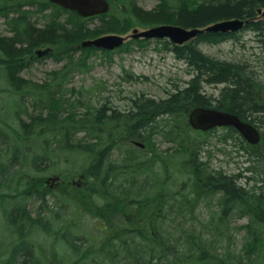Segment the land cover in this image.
Returning <instances> with one entry per match:
<instances>
[{"label":"trees","instance_id":"1","mask_svg":"<svg viewBox=\"0 0 264 264\" xmlns=\"http://www.w3.org/2000/svg\"><path fill=\"white\" fill-rule=\"evenodd\" d=\"M108 1L110 10L107 13L83 18L48 0H0V15L7 19L13 33L10 37L0 36V66L7 91L15 96L30 94L32 105L38 111L27 113L28 121L17 115L19 129L6 120L4 122V119H0V123L17 136L18 144L23 143L22 147L24 145V148L27 146L28 150L35 151L30 155V165L36 171L46 174L59 172L65 180H71L76 174L80 177L84 175L80 181L84 188L72 187L71 190L66 187L65 191L57 194L49 189L47 193L43 192V174L40 175L41 179L32 177L28 180L30 175L25 171L19 178V183L20 180L26 181L24 188L12 198L22 196L24 199L42 201L53 193L58 199L74 203L103 218L113 232L108 249H115L111 256V262L115 261L112 264H264L257 263L260 253L264 252V186H258L259 192L257 187L248 190L237 186L241 174L228 175L209 170V163L201 159L203 142L197 138L200 135L205 141L204 135L192 130L188 122V114L196 106L236 113L242 120L255 125L259 120L263 122L264 84L249 74L247 65L212 57L197 46L203 41L215 44L235 39L238 36L236 33L204 32L183 45L164 40V47L186 62L193 74L186 87L170 92L165 98L156 99L141 94L131 98L128 110L123 112L107 102L93 106L88 101L71 102L65 98L70 73L75 68L83 69L86 66V62L76 59L75 53L81 51L83 56L98 50L94 47L83 48V40L110 33L124 35L139 27L174 24L187 29L205 28L220 20L241 18L248 19L244 30L256 32L264 41V17L258 13L259 9H264V0H160L151 10L141 7L137 0ZM25 6H36L37 12L41 13L50 10L44 14L46 23L43 27L37 28L31 22L30 15L34 11ZM95 19L100 23L89 27L87 23ZM144 42H148V39H130L118 50ZM47 47L51 51L44 57L34 55L36 49ZM46 57L65 60L66 63L60 70L51 72V77L43 83L26 80L20 75L34 61ZM206 84L227 86L222 89L221 96L214 100L203 91ZM76 92L82 95L81 90ZM213 101H216L215 105ZM20 106L25 108L23 104ZM80 106L85 108L83 112H79ZM226 130L222 139H238L244 150L264 163V139L260 145L251 146L236 129L231 127ZM0 136L9 137L4 130ZM160 136L174 143L170 148L173 153L159 149L157 139ZM133 141L142 142L145 147H136ZM120 147L125 148V154L120 160L113 161L112 154ZM249 147L253 150L249 151ZM258 147L260 151L254 152ZM17 148L19 151L21 146ZM18 151L14 150L10 165L22 163ZM178 156L187 157L186 162L191 166L185 167L192 168L195 177L187 179L188 185L185 181L182 191H176L175 196L172 193L163 196V193L154 191L155 198H142L151 194L155 184L158 187L166 184L169 165L175 159L177 161ZM76 163H80L79 167L75 166ZM203 164V169L196 170ZM159 168L163 176L149 184L148 179ZM8 173L9 168L0 162V175ZM141 173L144 174L143 190L145 186L149 187L143 192L138 183ZM260 174L264 175V171ZM260 180L264 183V177ZM74 191L78 194L77 198L71 197ZM219 193L218 205L223 208L220 214L222 223L235 208L239 209L240 216H250L248 224L243 226L248 237L241 253L218 254L215 239L194 231H185L186 235L178 238L163 231L160 222L174 205L169 203V196L173 202L180 201L179 210L183 212ZM134 207L132 217L128 215V209L131 212ZM7 217L9 224L22 231L25 223L30 229L43 226L47 231L51 229L42 217H33L26 205L16 204ZM19 241L23 244V236ZM119 247L133 259L124 262L118 260L123 251ZM21 257H24L22 264L33 262V247L21 250L17 245L4 260L6 264H16Z\"/></svg>","mask_w":264,"mask_h":264},{"label":"rangeland","instance_id":"2","mask_svg":"<svg viewBox=\"0 0 264 264\" xmlns=\"http://www.w3.org/2000/svg\"><path fill=\"white\" fill-rule=\"evenodd\" d=\"M137 1L141 7L147 10L154 9L160 3V0ZM27 9L34 11L30 15L32 23L39 25V27L46 23L44 15L36 11L37 7ZM49 12L50 10H47L45 13ZM99 23L100 21L95 19L87 24L93 28ZM139 29L144 28L139 27ZM12 34L6 18L0 17V36L10 37ZM131 34L132 31L123 36L130 37ZM237 35L235 39H228L215 44L203 41L197 46L203 53L212 57L247 65L249 74L264 84V41L256 32L250 30H241ZM163 41L152 38L141 45L131 44L129 49L113 50L111 54L97 50L93 54L82 56L81 51H77L75 53L76 59L86 62V66L83 69L75 68L70 73L65 98L70 99L71 102L75 100L88 101L93 106L107 102L114 109L123 112L128 110L130 99L135 96L145 94L160 99L167 97L170 92L178 88L186 87L193 74L186 62L179 60L172 51L164 47ZM65 63V60L57 61L54 57H46L41 61H34L29 68L22 70L20 75L26 80L43 83L51 77V72L60 70ZM225 85L206 84L203 91L209 96L219 98ZM7 88L0 66V119H4V122L6 120L12 127L19 129V123L16 120L17 115L28 121V114L38 111H35L32 105L30 94L22 95L20 93L21 95L15 96L8 93ZM72 88L73 91L70 90ZM79 90H81L82 95L76 92ZM21 96L22 100H20ZM20 104H23L25 108ZM84 110L83 106L79 107V112ZM256 123L259 125L264 138V117L263 122L259 120ZM2 130L9 137L0 136V162L9 168V173L8 175H0V264H6L4 258L7 257L22 236L24 242L18 244L19 248L30 250L33 247V262L28 264L114 263V260L111 262V256L115 249L112 248L111 251H108L113 232L103 218L96 217L90 211L79 208L74 203L58 199L53 193L47 195L48 197L46 196L45 200L42 201L31 198L24 199L22 196L17 199L12 198L15 193L17 194L24 188L23 185L26 181L20 180L19 183V178L25 171L30 175L28 180H31L32 177L41 179L42 174L45 176L44 193H47V189H49L58 194V192L65 191L66 187H70L72 190V187L80 188L84 184L80 182L81 177L78 174L70 178L71 180H65L59 172L46 174L36 171L30 165V155H33L35 151L28 150L27 146L24 148V145L22 147L23 143L18 144L17 136L0 123V132ZM226 132L227 130L221 127L206 136L204 135L205 141L200 135L197 137L199 141L203 142L201 159L209 163V170L224 171L228 175L241 174L238 179L245 189L252 190V188L257 187V192L261 191L258 186H264L260 180L264 175L259 174V171L261 173L264 171V163L244 150L238 139H222ZM157 143L161 151H168L170 154L173 151L170 149L174 145L173 142L160 136ZM17 146H21L19 151ZM260 149L259 147L255 148L254 152H258ZM14 150L18 151L19 160L22 163L10 165ZM124 154L125 148L120 147L113 152L112 160H120ZM186 161V156H178L177 161L175 159L169 165L166 184H162L160 187L155 184L156 187L151 189V194L145 197L142 195V198H155L153 196L154 191L163 193V196L166 193H172L175 196L176 191H182L183 183L189 178L192 179V176L195 177L192 168L185 167L186 165L191 166ZM150 162H152V157ZM79 164L76 163L75 166L79 167ZM82 164L85 165L84 162ZM249 166L256 167L258 172L248 170ZM199 167L196 170L203 169L204 164ZM146 173L147 175L150 174L149 172ZM161 176L163 173L159 168L148 179V183L153 184ZM52 177L54 180L51 179ZM143 180L144 174L141 173L138 177L139 186L143 185ZM139 188L143 192L147 191L149 187L145 186L144 190L143 186ZM71 197L77 198V192H72ZM219 197L220 193L214 197L211 195L209 198L203 199L197 207L182 212L179 210L181 207L178 206L180 201L174 200L173 202L169 196V203L174 205L173 209L171 208L172 210L167 212V217L160 222L163 231L177 238L184 237L186 235L184 232L188 230L194 231L196 234L201 233L204 237L216 240L218 254L230 252L238 255L248 237L243 226L248 224L250 216H240L239 209L235 208L227 214L228 216L222 223L220 216L223 213V208L218 205ZM16 204L26 205V209L33 217H42L44 222L50 224L51 229H48L50 232L44 226L30 229L28 223H25L22 231L9 224L8 213ZM135 209L136 207L131 208V212L128 209L129 214H127L133 217L132 213ZM125 217L128 218L126 215ZM68 241L72 244L69 245ZM119 249L123 251L117 258L118 260L124 262L133 259L128 257L127 252L122 247ZM258 258L257 263H264V252L260 253ZM23 260L24 257H21L16 264H22Z\"/></svg>","mask_w":264,"mask_h":264},{"label":"water","instance_id":"3","mask_svg":"<svg viewBox=\"0 0 264 264\" xmlns=\"http://www.w3.org/2000/svg\"><path fill=\"white\" fill-rule=\"evenodd\" d=\"M53 3L60 5L71 11H75L82 17H92L99 14L107 13L110 9V4L107 0H50ZM259 14L264 16V10L259 9ZM247 19L233 18L224 19L214 24L209 25L204 29L200 28H183L174 24H163L139 30L135 28L132 31L131 37L139 38H158L168 39L174 44L183 45L184 43L195 38L203 32L227 33L236 32L242 29L246 24ZM127 37L119 34L104 35L95 39L82 42L83 47L94 46L96 48L114 50L121 47ZM48 50H38L37 55L43 56ZM189 122L194 129L208 131L209 129L219 126H229L235 128L248 142L256 144L260 141V133L258 129L251 123L244 122L236 114L223 112L216 108H195L190 116ZM137 145L143 146L142 143Z\"/></svg>","mask_w":264,"mask_h":264},{"label":"bare ground","instance_id":"4","mask_svg":"<svg viewBox=\"0 0 264 264\" xmlns=\"http://www.w3.org/2000/svg\"><path fill=\"white\" fill-rule=\"evenodd\" d=\"M1 16V15H0ZM40 27H43V26H40ZM37 28H39V25H37ZM225 86H227V85H225ZM224 86V87H225ZM223 87V88H224ZM222 88V89H223ZM221 93H222V91H221ZM220 96H221V94H220ZM214 100L216 99L215 97H212ZM215 103H216V101H213V104L215 105ZM247 113H248V111H247ZM234 114H236V113H234ZM236 115H238V114H236ZM239 116V115H238ZM248 170H250V171H257V169H256V167H252V166H249L248 168H247ZM258 172V171H257ZM261 173V171H259V174ZM252 178H254V176H252ZM237 186H241V187H243L242 186V183H241V181H239V183H237Z\"/></svg>","mask_w":264,"mask_h":264},{"label":"flooded vegetation","instance_id":"5","mask_svg":"<svg viewBox=\"0 0 264 264\" xmlns=\"http://www.w3.org/2000/svg\"><path fill=\"white\" fill-rule=\"evenodd\" d=\"M196 107H200V106H196ZM213 108V107H212ZM225 112H228V111H225ZM230 113V112H229ZM240 117V116H239ZM250 119V118H249ZM214 131V129L212 130ZM262 133V132H261ZM263 136V135H262ZM220 172H224V171H220Z\"/></svg>","mask_w":264,"mask_h":264}]
</instances>
